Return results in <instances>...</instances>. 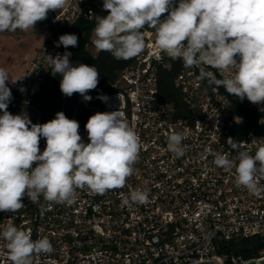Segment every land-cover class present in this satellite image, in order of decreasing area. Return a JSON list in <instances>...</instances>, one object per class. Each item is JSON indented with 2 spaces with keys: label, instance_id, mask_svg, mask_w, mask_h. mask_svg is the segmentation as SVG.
I'll use <instances>...</instances> for the list:
<instances>
[{
  "label": "built area",
  "instance_id": "obj_1",
  "mask_svg": "<svg viewBox=\"0 0 264 264\" xmlns=\"http://www.w3.org/2000/svg\"><path fill=\"white\" fill-rule=\"evenodd\" d=\"M93 14L90 0H69L53 22L56 27L70 26ZM144 39L145 49L120 72L112 89L105 92L97 87L108 101L90 107L92 114L120 109L139 135L142 147L125 186L105 194L77 189L70 204L49 202L43 195L32 203L25 196V207L16 213L0 212V231L10 220L30 230L33 240L49 239L53 251L41 254L35 264H188L207 258L242 264L241 256L230 259L219 254L218 237L264 238V192L250 194L236 185L234 168L214 164L217 153L235 158L229 137L240 150L254 155L264 144V132L237 129L245 117L233 111L222 86L210 84L209 77L200 78L202 71L223 78L207 65L184 67L175 76L180 105L162 99L159 70L171 69L173 62L156 50L153 29L144 30ZM55 42L53 36L45 42L18 81L8 87H39L51 66L46 55L68 51L55 47ZM249 103L264 126V103ZM22 112L31 119L36 110L26 101L14 115ZM66 116L79 122L87 143L83 121L76 113ZM171 132L185 136L182 156L167 149L166 134ZM44 147L41 139V151ZM257 180L264 187V177ZM136 189L147 191V201L124 204V197Z\"/></svg>",
  "mask_w": 264,
  "mask_h": 264
},
{
  "label": "clouds",
  "instance_id": "obj_2",
  "mask_svg": "<svg viewBox=\"0 0 264 264\" xmlns=\"http://www.w3.org/2000/svg\"><path fill=\"white\" fill-rule=\"evenodd\" d=\"M66 4L67 0H0V32L35 28L50 11H60ZM102 8L108 14L96 16L92 38L96 50L127 61L143 52V29L152 28L157 51L182 60L186 68H215L222 79L204 71L200 78L209 77L210 84L222 86L240 101L264 103V0H103ZM78 39L75 34H63L55 47H77ZM71 56L69 51L46 55L51 74L61 77L64 97L79 94L91 101L88 93L97 89L100 72L95 65L73 63ZM17 81L0 68V212L16 213L25 207V196L32 203L43 195L46 201L70 204L77 189L105 194L125 186L135 172L142 143L120 109L91 115L84 125L85 143L79 122L63 111L45 123H33L26 112L10 113L8 82ZM166 136L167 149L182 156L185 136L178 132ZM41 139L45 141L42 151ZM227 144L235 158L217 153L214 164L234 168L236 185L250 194L264 192L257 180L264 177V144L257 146L254 155L240 150L232 137ZM147 199V191L136 189L123 203ZM52 251L48 238L33 240L30 230L10 220L0 231V264H35L41 254Z\"/></svg>",
  "mask_w": 264,
  "mask_h": 264
},
{
  "label": "trees",
  "instance_id": "obj_3",
  "mask_svg": "<svg viewBox=\"0 0 264 264\" xmlns=\"http://www.w3.org/2000/svg\"><path fill=\"white\" fill-rule=\"evenodd\" d=\"M103 0H90V5L94 9L92 17L83 15L72 25H63L56 27L53 18L57 11H50L44 21L39 24H47L52 31L53 38L58 41L63 34H75L78 36L77 47H69L68 51L72 53L70 60L73 63H85L89 66L95 65L100 72L98 87L105 92L112 89V84L117 80L120 72L131 65L135 57L125 60H116L108 52L98 51L93 54L88 46L91 43L92 29L96 24V16H106L108 13L102 8ZM166 15V14H165ZM152 29V28H145ZM143 29V32L144 30ZM171 69L159 70V93L162 99L181 104V95L174 87L175 76L184 68L182 60H173ZM59 75L51 74V66L44 76L39 87H20L11 88L12 100L8 105V111L14 114L17 109L26 101L31 102L36 110L35 115L31 118L33 123L47 122L55 118V114L63 111L66 115L76 113L78 117L86 124L88 118L93 115L90 111L92 104L102 105V101L97 97L100 95L96 89L88 93L92 97L91 101H84L79 94H73L72 97H64L60 91ZM23 88L24 91H20ZM233 111L245 117L242 124L237 129L242 132L256 130L264 132V126L258 123V115L251 107L247 99L240 101L236 96L230 95ZM2 115V112H0ZM220 255H227L230 259L233 256H241L244 260L259 258L264 255V238L261 237H240L224 239L219 236ZM229 259V260H230ZM227 264V262H226Z\"/></svg>",
  "mask_w": 264,
  "mask_h": 264
},
{
  "label": "crops",
  "instance_id": "obj_4",
  "mask_svg": "<svg viewBox=\"0 0 264 264\" xmlns=\"http://www.w3.org/2000/svg\"><path fill=\"white\" fill-rule=\"evenodd\" d=\"M50 38L51 28L39 23L27 31L17 29L15 32H0V68L8 72L10 79H19ZM11 84L13 83L8 82V85Z\"/></svg>",
  "mask_w": 264,
  "mask_h": 264
},
{
  "label": "water",
  "instance_id": "obj_5",
  "mask_svg": "<svg viewBox=\"0 0 264 264\" xmlns=\"http://www.w3.org/2000/svg\"><path fill=\"white\" fill-rule=\"evenodd\" d=\"M188 264H225V262L221 259L207 258L204 260L193 261ZM242 264H264V255L259 258L247 259Z\"/></svg>",
  "mask_w": 264,
  "mask_h": 264
},
{
  "label": "rangeland",
  "instance_id": "obj_6",
  "mask_svg": "<svg viewBox=\"0 0 264 264\" xmlns=\"http://www.w3.org/2000/svg\"><path fill=\"white\" fill-rule=\"evenodd\" d=\"M94 27H95V25H94ZM94 27H93V29H94ZM93 29H92L91 43L89 44L88 48H89V50H90L93 54H96V53H97V52H96L97 50L95 49L94 45L92 44ZM153 30H154V32H155V29H153ZM232 238H235V237L228 238V240H229V239H232ZM236 238H240V237L236 236ZM225 239H227V238H225ZM262 253H264V251H262ZM229 262H230V261H229Z\"/></svg>",
  "mask_w": 264,
  "mask_h": 264
}]
</instances>
